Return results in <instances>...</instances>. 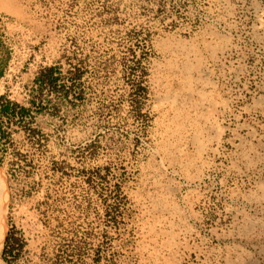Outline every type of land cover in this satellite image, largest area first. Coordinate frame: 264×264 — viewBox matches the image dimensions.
I'll return each instance as SVG.
<instances>
[{
	"label": "rangeland",
	"instance_id": "obj_1",
	"mask_svg": "<svg viewBox=\"0 0 264 264\" xmlns=\"http://www.w3.org/2000/svg\"><path fill=\"white\" fill-rule=\"evenodd\" d=\"M0 37L1 262L264 264V0H0Z\"/></svg>",
	"mask_w": 264,
	"mask_h": 264
},
{
	"label": "crops",
	"instance_id": "obj_2",
	"mask_svg": "<svg viewBox=\"0 0 264 264\" xmlns=\"http://www.w3.org/2000/svg\"><path fill=\"white\" fill-rule=\"evenodd\" d=\"M8 55H10L8 47L0 37V80L3 79L6 73Z\"/></svg>",
	"mask_w": 264,
	"mask_h": 264
},
{
	"label": "trees",
	"instance_id": "obj_3",
	"mask_svg": "<svg viewBox=\"0 0 264 264\" xmlns=\"http://www.w3.org/2000/svg\"><path fill=\"white\" fill-rule=\"evenodd\" d=\"M53 72H54V68H50V69H46L42 75H41V78L43 83H48V82H51L52 81V77H53ZM7 109H9V107H7ZM28 110L26 108H21V113L22 115L25 114ZM11 240L12 238L11 237H8L6 242H5V248H6V252L4 253V258L6 259V253H7V250L9 248V244L11 243ZM11 252V250H10Z\"/></svg>",
	"mask_w": 264,
	"mask_h": 264
},
{
	"label": "bare ground",
	"instance_id": "obj_4",
	"mask_svg": "<svg viewBox=\"0 0 264 264\" xmlns=\"http://www.w3.org/2000/svg\"><path fill=\"white\" fill-rule=\"evenodd\" d=\"M192 95V94H191ZM172 97V96H171ZM1 178V176H0ZM3 194V190L1 189L0 190V196H2ZM6 202V201H5ZM1 204V203H0ZM5 203H4V207H5ZM0 209H1V206H0ZM7 210V209H6ZM1 211V210H0ZM6 211L4 210L3 208V211H1L0 213V247L2 246L3 244V240H4V232H5V222H6ZM0 264H4L3 262L0 261Z\"/></svg>",
	"mask_w": 264,
	"mask_h": 264
}]
</instances>
